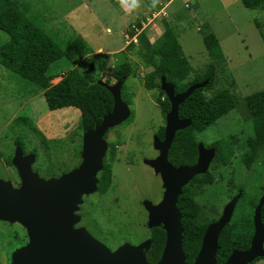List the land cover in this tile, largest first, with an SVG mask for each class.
<instances>
[{
	"label": "rangeland",
	"instance_id": "rangeland-1",
	"mask_svg": "<svg viewBox=\"0 0 264 264\" xmlns=\"http://www.w3.org/2000/svg\"><path fill=\"white\" fill-rule=\"evenodd\" d=\"M20 1L37 26L56 41L64 44L71 37L80 36L86 42L90 52L79 62L80 72H86L92 62L94 67L90 69L98 81L113 85L118 80L108 79L107 72L123 59V54L136 68L135 75L123 83L130 115L111 127L104 138L107 149L103 166L111 162L114 153L111 183L104 193L96 190L83 198L77 211L82 219L76 228L84 227L111 251L125 243L139 245L150 239L143 201L159 203L165 189L159 175L144 160L158 156L154 137L165 122L155 101L156 90L143 86V76L151 68L141 63L134 50L124 51L130 41L137 43L141 31L153 43L173 29L192 68L191 76L201 75L213 62L203 34L210 29L218 38L226 64L223 69H216L214 84L204 96L209 98L226 88L232 78L235 84L231 90L239 99L238 106L197 133L196 138L204 148L227 139L232 142L234 154L227 165L210 161L207 171L213 174L214 181L203 188L196 200L203 209V218L208 220L218 219L225 205L237 195L243 194L237 199L231 220H238L251 210L252 198L264 193V149L246 168L242 153L251 134V116L242 98L264 90V9L245 8L240 0H123L132 9L129 16L123 13L120 0ZM163 11L165 16L161 15ZM136 21H140L141 28L130 36ZM3 37L4 41L8 38L6 33ZM72 68L74 65L65 59L51 63L48 74L60 75L51 83H57ZM44 91L0 65V176L4 178L13 180L14 170L4 164L3 158L13 153V140L18 136L23 138L27 151L35 150L32 171L40 178L59 177L81 162L80 111L74 107L49 110ZM102 169L97 173L98 179ZM26 240L21 225L0 222V264H10L13 249ZM253 264H264V258Z\"/></svg>",
	"mask_w": 264,
	"mask_h": 264
},
{
	"label": "trees",
	"instance_id": "trees-1",
	"mask_svg": "<svg viewBox=\"0 0 264 264\" xmlns=\"http://www.w3.org/2000/svg\"><path fill=\"white\" fill-rule=\"evenodd\" d=\"M240 1L245 8L264 9V0ZM0 28L8 36L0 46V65L21 80L34 84L39 90L44 89L43 95L49 110L68 107L78 109L81 114L79 129L82 134L93 129L97 123L102 121L103 116L112 110L113 96L104 85L99 83V78L97 79L92 73L90 68L93 69L94 64L91 62L90 68L84 73L80 72L77 67L81 59L90 52L88 45L80 36L71 37L72 39L64 44L56 41L44 28L37 26L34 19L27 14V8L20 0H0ZM139 28H141V23L136 21L134 26H131L130 36H133ZM170 29L168 27V30ZM209 30L203 34L202 39L213 62L207 65L199 76H191L192 68L173 29L167 35L157 38L153 43L149 41L145 32L141 31L137 34V43L132 40L124 49L125 52L134 50L141 63L151 68L143 76V86L149 91L156 90L155 101L161 109L164 122H166V114L170 111L171 104L160 89L162 77H165L167 82L174 84L176 93H182L192 84L207 80L205 86L195 89L178 106L179 119H187L190 123L184 129L176 131L169 148L168 160L175 167L195 164L199 144L196 134L204 131L209 125L238 106L239 99L231 90L235 84L232 78L228 80L226 88L209 98L204 96V92L210 90L214 84L216 69H223L226 64L219 40ZM61 59L73 64L74 68L62 75L57 83L52 84L51 80L60 75L48 74L49 65ZM98 63L99 66H102L101 61ZM135 71V65L123 54V59L111 71L107 72V75L108 79L112 77L116 81L122 80L124 83L126 78L135 75ZM105 83L108 84L107 81ZM123 83L121 97L129 104ZM242 100L251 116V134L248 135L244 143L242 163L246 168H250L264 149V90L246 95ZM16 123L18 124L19 121L16 120ZM109 130L104 134V138ZM164 130L165 124L156 133L158 139L163 140ZM22 139V137L17 138L16 144L23 149ZM208 148H213L216 151L214 160L221 165L230 163L234 154L232 142L227 139H220ZM111 155V162L104 164L97 184V190L101 193L105 192L111 183V163L114 153L112 152ZM213 181L214 177L210 171L194 176L183 186L182 193L177 200V207L181 213L182 249L186 263L195 259L207 226L217 220L216 217L210 220L203 218V209L196 200V196L203 191V188L212 184ZM242 195L239 199L242 198ZM258 201L259 197L252 198L251 210L240 219L231 220L221 231L215 255L217 264L223 263L232 250H246L250 246L254 232V209ZM261 218L264 224V205ZM150 231L151 244L146 251V259L150 264H156L165 244V231L161 226L151 228ZM259 259L262 257L256 258L253 263Z\"/></svg>",
	"mask_w": 264,
	"mask_h": 264
},
{
	"label": "water",
	"instance_id": "water-1",
	"mask_svg": "<svg viewBox=\"0 0 264 264\" xmlns=\"http://www.w3.org/2000/svg\"><path fill=\"white\" fill-rule=\"evenodd\" d=\"M104 85L113 96V108L105 114L100 123L82 134L81 162L73 170L59 177L43 179L31 169L34 155L23 156L17 148L12 159L17 167L21 184L13 188L0 179V220L20 223L27 231L28 241L11 254V264H150L146 251L151 240L132 245L125 243L111 251L93 237L84 227L74 228L80 221L76 213L83 195L97 190V173L103 167L107 149L104 134L115 125L124 122L130 115V107L122 100V80L113 85ZM207 84V80L189 86L184 92L176 93L173 83L161 78L160 89L171 104L166 114L164 138L154 137V147L159 151L156 158L145 159V163L159 174L164 187L161 201L153 204L144 200L148 212L147 226H161L165 231V244L156 264H187L182 249L183 228L177 200L182 188L194 176L207 171L215 158L213 148L198 144V157L191 166L175 167L168 160V151L177 130L190 123L179 119L178 106L191 93ZM238 195L228 202L221 216L209 224L203 234L200 249L192 264H217L215 255L218 239L223 228L230 222ZM264 193L254 209V232L246 250H232L222 264H250L258 257H264V224L261 211Z\"/></svg>",
	"mask_w": 264,
	"mask_h": 264
},
{
	"label": "flooded vegetation",
	"instance_id": "flooded-vegetation-1",
	"mask_svg": "<svg viewBox=\"0 0 264 264\" xmlns=\"http://www.w3.org/2000/svg\"><path fill=\"white\" fill-rule=\"evenodd\" d=\"M4 34H5V32L0 28V46L4 43ZM20 136H18V137H15L14 138V140H13V142H14V147L15 148H13V153L12 154H10V155H8V156H5L4 158H3V162H4V164H6V166L9 168V169H13L14 170V173H13V180H9L8 178H4L3 176H0V179L1 180H3V181H5V182H8V183H10V185L13 187V188H19V186H20V184H21V180H20V176H19V173H18V169H17V167L13 164V162H12V159H13V157H14V154H15V151H16V149L17 148H20L21 149V151H22V155L23 156H27V155H34L35 156V160H36V157H37V155L35 154L36 152H35V150H30V151H27V149H26V147H25V145L23 146L24 148L22 149V147L20 146V145H18V144H16V140H17V138H19ZM23 144H24V142H23ZM35 153H34V152ZM35 160H34V162H35ZM33 162V163H34ZM33 163L31 164V169H32V165H33ZM34 172V171H33ZM65 172H67V170L65 171ZM65 172H62V173H65ZM36 173V172H35ZM61 173V174H62ZM60 174V175H61ZM59 175V176H60ZM159 175V174H158ZM51 177H56V176H50V178ZM159 177H160V175H159ZM104 193V192H103ZM90 194H87V195H83V198L84 197H86V196H89ZM77 214H78V212H76ZM79 215V214H78ZM80 216V215H79ZM82 218H81V216H80V220H81ZM0 222H2V223H5V224H8V225H12V224H14V223H17V224H19V225H21L20 223H18V222H13V223H11V222H9V221H3V220H0ZM80 222V221H79ZM78 224V223H77ZM76 224V225H77ZM74 226V228H76V227H78V226ZM22 226V225H21ZM23 227V226H22ZM24 228V227H23ZM25 229V228H24ZM25 232H26V236H27V240L26 241H23V244L20 246V247H22L23 245H25L26 243H27V241H28V235H27V231H26V229H25ZM16 235H17V233H16ZM20 247H18V248H16V249H13V252L15 251V250H17V249H19ZM254 261V260H253ZM194 262V260L192 261V262H187V264H192ZM10 264H11V255H10ZM222 264V263H221ZM251 264V263H250ZM252 264H253V262H252Z\"/></svg>",
	"mask_w": 264,
	"mask_h": 264
},
{
	"label": "crops",
	"instance_id": "crops-1",
	"mask_svg": "<svg viewBox=\"0 0 264 264\" xmlns=\"http://www.w3.org/2000/svg\"><path fill=\"white\" fill-rule=\"evenodd\" d=\"M116 1H119V0H116ZM120 1H122V2H120V7H121L123 13L128 14L130 16L132 9L128 6V4L126 2H124L123 0H120ZM148 39H149V37H148ZM149 41H150V39H149Z\"/></svg>",
	"mask_w": 264,
	"mask_h": 264
},
{
	"label": "built area",
	"instance_id": "built-area-1",
	"mask_svg": "<svg viewBox=\"0 0 264 264\" xmlns=\"http://www.w3.org/2000/svg\"><path fill=\"white\" fill-rule=\"evenodd\" d=\"M161 15L165 16V15H166V13L163 11V12L161 13ZM133 41H134V40H133Z\"/></svg>",
	"mask_w": 264,
	"mask_h": 264
}]
</instances>
